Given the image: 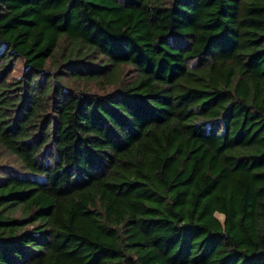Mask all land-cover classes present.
<instances>
[{
	"label": "trees",
	"instance_id": "obj_1",
	"mask_svg": "<svg viewBox=\"0 0 264 264\" xmlns=\"http://www.w3.org/2000/svg\"><path fill=\"white\" fill-rule=\"evenodd\" d=\"M0 151V264H264V0H0Z\"/></svg>",
	"mask_w": 264,
	"mask_h": 264
},
{
	"label": "rangeland",
	"instance_id": "obj_2",
	"mask_svg": "<svg viewBox=\"0 0 264 264\" xmlns=\"http://www.w3.org/2000/svg\"><path fill=\"white\" fill-rule=\"evenodd\" d=\"M22 72V67L20 62H16L13 66V71L12 75L13 77L17 78ZM1 166H6L7 168H15V163L12 159V157L8 156L6 153L3 151H0V167ZM215 218L219 221H223V217L221 215L215 214Z\"/></svg>",
	"mask_w": 264,
	"mask_h": 264
}]
</instances>
